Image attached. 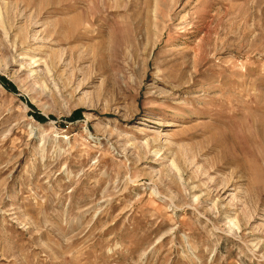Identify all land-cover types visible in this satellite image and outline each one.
I'll return each instance as SVG.
<instances>
[{
	"label": "rangeland",
	"instance_id": "obj_1",
	"mask_svg": "<svg viewBox=\"0 0 264 264\" xmlns=\"http://www.w3.org/2000/svg\"><path fill=\"white\" fill-rule=\"evenodd\" d=\"M0 264H264V0H0Z\"/></svg>",
	"mask_w": 264,
	"mask_h": 264
}]
</instances>
